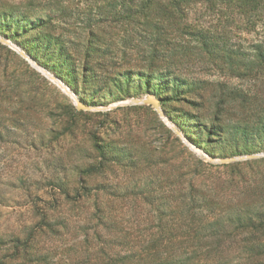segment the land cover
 Instances as JSON below:
<instances>
[{
	"label": "rangeland",
	"instance_id": "rangeland-1",
	"mask_svg": "<svg viewBox=\"0 0 264 264\" xmlns=\"http://www.w3.org/2000/svg\"><path fill=\"white\" fill-rule=\"evenodd\" d=\"M179 11L165 0H0V238L67 219L30 246L68 264L80 238L70 223L96 201L140 236L181 221L192 196L200 236L211 235L203 252L264 264V75L249 71L262 30ZM187 27L208 34V53Z\"/></svg>",
	"mask_w": 264,
	"mask_h": 264
},
{
	"label": "trees",
	"instance_id": "trees-1",
	"mask_svg": "<svg viewBox=\"0 0 264 264\" xmlns=\"http://www.w3.org/2000/svg\"><path fill=\"white\" fill-rule=\"evenodd\" d=\"M167 6L175 11L183 12L186 8L201 7L205 12L225 15L226 19L236 25L237 29L247 32L257 31L261 35L258 43L252 46L253 57L258 58L255 69L264 75V0H165ZM179 11V12H180ZM215 13V12H214ZM229 18V19H228ZM186 31L197 37L201 49L208 53V34L196 28ZM250 71V72H251ZM4 126L0 124V132ZM255 161L235 162L222 167L237 168ZM86 189V188H85ZM76 193L74 203L80 205L90 198L89 191ZM97 196L103 189L92 190ZM100 192V193H99ZM70 202V201H69ZM94 214L79 219L70 225L79 231L74 240V253L68 264H219L217 256L211 252H203L202 243L211 235L200 236L201 225L195 212L196 199L186 197L185 216L179 222H149L146 234L135 235L137 224L123 222L114 214V205L108 201L95 202ZM67 219L60 223H49L42 219L27 231V237L4 240L0 238V264H53L49 257L37 253L30 246L35 233L49 232L56 234L55 224L66 228ZM31 247V248H30Z\"/></svg>",
	"mask_w": 264,
	"mask_h": 264
},
{
	"label": "water",
	"instance_id": "water-1",
	"mask_svg": "<svg viewBox=\"0 0 264 264\" xmlns=\"http://www.w3.org/2000/svg\"><path fill=\"white\" fill-rule=\"evenodd\" d=\"M21 56H23L24 58L26 57L23 53H20ZM144 104H150L152 105L155 109H158V101L155 100L152 97H149L147 99H144L142 101ZM76 109L81 111V110H87L89 108L85 107L84 105H82L80 102H76ZM257 156H250L249 159H255Z\"/></svg>",
	"mask_w": 264,
	"mask_h": 264
}]
</instances>
